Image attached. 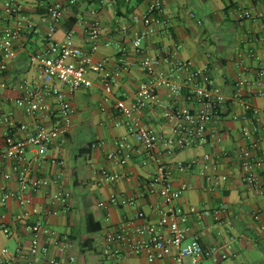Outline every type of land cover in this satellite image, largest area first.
Segmentation results:
<instances>
[{
    "label": "crops",
    "instance_id": "crops-1",
    "mask_svg": "<svg viewBox=\"0 0 264 264\" xmlns=\"http://www.w3.org/2000/svg\"><path fill=\"white\" fill-rule=\"evenodd\" d=\"M162 16L167 24L155 34L143 40V53L135 51L132 39L144 30L143 19L153 0H79L75 6L67 0H0V26L20 27V36L15 42L18 53L17 63L11 64L0 82V101L5 111L12 114L18 124L33 129L37 121L52 126V121L39 115H26L15 106L14 100L19 92L16 88L21 81L40 82L38 64H30L33 55L44 52L48 47V34L54 28L52 39L63 42L70 35L75 44L83 51L90 50L86 42L89 25L96 21L100 26V45L93 55L95 62L115 70L124 59L128 65L122 70L112 93H106L99 82L91 89H81L70 97L74 113L71 117L72 128L66 137L46 150L38 160L27 152L32 160L34 175L40 178L58 179V185L51 191L62 189L72 194V208L58 215L39 214L32 216L30 222L41 221L55 230L60 236L67 237L72 248L61 251L53 243L47 245L46 257L56 259L59 264H67L68 256L75 257V264H110L101 257L100 239L118 228L121 224L134 220L142 212L147 222L158 224V210L163 208L159 196L149 195L145 189L156 170L154 163L140 164L144 159L135 150L125 164L116 165L107 155L117 149V143L126 140L134 149L133 135L126 124L116 125L122 120L119 105L130 107L140 85L146 80L141 67L145 54L160 60L159 70L171 72L175 61H193L199 68L209 67L213 86L220 94L229 98L234 91L239 75L254 77L258 67L264 68V3L258 0H161ZM17 3L20 11L9 15L5 4ZM53 2L64 5L61 21L54 22L48 15V6ZM250 9L254 18L240 21L237 10ZM127 27L126 33L119 31ZM34 29V31L32 30ZM177 50L174 52V47ZM174 52V57H170ZM94 78V75H91ZM259 110L264 119V97L256 96L250 89L242 91ZM162 108H147L138 111V121L164 138L174 136L177 121L164 117L170 103L176 108L190 107L186 98L170 100L167 90L159 89ZM209 130L212 134L207 143L177 151L172 156H164L163 161L172 172L175 188L190 184L191 189L174 198L175 208L186 214L184 224L188 240L198 238L206 247L220 248L228 255L225 260H207L202 264H264V225L255 220L254 213H264V196L243 182V173L237 154L241 149H251L252 140L264 137V126L252 133L254 120L237 103L227 101L218 111ZM235 113L238 118L232 119ZM0 129H2L0 127ZM251 139H246L247 133ZM23 134L14 131L12 140ZM220 140L217 141L215 138ZM264 139V138H263ZM9 142L0 138V154ZM254 150V149H253ZM253 152V151H252ZM210 155L211 161L204 156ZM256 172L264 177V140L253 152ZM195 161L188 171H180L178 163ZM15 163L4 161L1 172H9L13 179L4 181L0 173V196L3 188L17 189ZM107 170L110 174L123 177L119 182L102 180L97 172ZM225 176L227 180L216 183L215 177ZM130 177L129 180H126ZM211 177L210 181L207 178ZM211 186L212 191L205 187ZM112 195L134 198V205L98 207L99 202L107 203ZM33 205L39 209L50 206L49 192L40 189L33 195ZM225 209L220 213V205ZM20 207L15 200L3 205L0 201V225L3 223L10 234L0 229V247L14 254L17 248L27 252L31 235L25 226L15 221ZM90 222H87V216ZM217 218V219H216ZM136 220L134 227L143 224ZM100 226V230H92ZM133 230V229H132ZM164 236H169L166 228H158ZM136 239H145L134 231ZM37 264H46L47 258ZM117 264H147L146 257L128 255L120 258ZM155 264H173L172 259L164 258Z\"/></svg>",
    "mask_w": 264,
    "mask_h": 264
},
{
    "label": "built area",
    "instance_id": "built-area-1",
    "mask_svg": "<svg viewBox=\"0 0 264 264\" xmlns=\"http://www.w3.org/2000/svg\"><path fill=\"white\" fill-rule=\"evenodd\" d=\"M79 0H67L71 6H75ZM263 2L264 0H258ZM162 1L153 0L147 8L143 24L144 30L134 35L132 46L135 51L143 53V40L159 31L167 24L162 16ZM5 11L9 15H17L20 7L17 3L8 2L5 4ZM48 15L54 22H59L64 15V5L53 2L48 6ZM237 17L240 21L251 20L254 14L250 9L241 8L237 10ZM34 31V29H32ZM21 28L0 26V82L11 64L17 63L18 53L15 42L20 36ZM127 27L119 31L124 34ZM54 28L51 27L48 34V47L44 52L33 55L30 64H38L40 69V82L21 81L16 88L19 92L14 100L16 107L26 115H39L48 121L52 126L47 127L37 121L33 129L25 124H18L12 114L5 111L0 101V138L9 142L7 149L0 154V173L4 181L9 182L13 175L9 172H1L2 163L11 161L15 163L17 171V189L3 188L0 201L6 205L9 201H17L20 212L15 215V221L21 223L29 231L31 238L27 252L17 248L14 254L9 250L0 247V264H37L48 254L47 245L55 244L61 251L72 248V243L67 237H62L55 230L51 229L41 221L30 222L32 216L39 214L58 215L61 211L69 212L72 208V194L68 191L58 189L51 191L53 186L58 185V179L40 178L34 175L32 160L26 157L27 152L38 160L49 148L56 145L62 138L66 137L72 128V115L74 109L71 102V95L81 89H91L97 81L101 84L106 93H112L114 86L121 75L122 70H127L128 65L124 59L120 60L121 66L115 70L107 68L104 62H95L93 55L98 51L100 45V26L98 22H92L86 32V42L90 47L85 52L75 44L72 36L68 35L61 43L52 39ZM177 47H174V52ZM170 52V57H174ZM160 60L156 57L145 54L141 61V67L146 74V80L140 85L135 94L134 102L130 107L120 104L118 109L122 120L116 125L126 124L133 135L134 147L126 140L117 143V149L107 155V159L116 165L125 164L131 158V152L136 151L144 156L140 162L146 166L154 163L156 170L150 180L145 183L147 194L159 196L163 208L158 210V224L147 222L145 215L139 212L134 220L121 224L118 228L105 233L100 239L101 257L110 264H117L120 258L128 255H144L147 264H155L164 258L172 259L173 264H202L204 261L225 260L228 255L220 248L206 247L198 238L188 240L184 224L187 221L186 214L173 205L174 198L181 196L185 191L192 188L190 184H182L175 188L172 182V172L163 161L164 156H172L177 151L196 147L207 143L208 137L212 134L210 125L218 115V110L224 107L227 101L239 103L245 112H248L254 120L252 133H257L259 127L264 126V119L259 116V110L252 105L248 99L243 98L242 91L250 89L256 96L264 97V68L258 67L254 77L239 75L236 80L234 91L229 98L220 94L213 86L212 74L209 67H196L191 60L175 61L172 63L171 72L159 70ZM91 75L95 77L92 78ZM167 90V97L175 100L183 97L190 103V107L176 108L170 103L164 111V117L174 119L177 125L174 128V136L169 138L161 137L144 124L140 123L135 114L147 108H162V100L159 89ZM238 116L233 113L232 119ZM14 131L23 134L21 138L13 139ZM251 132L246 134V139H251ZM260 140H252L251 149H241L237 158L242 169L243 182L264 196V177L256 172L253 152L257 149ZM215 140L219 141L218 137ZM254 149V150H253ZM253 151V152H252ZM210 155H205V161H211ZM195 161L178 163L180 171H188ZM102 180L119 182L123 177L110 174L105 169L97 172ZM127 177L126 180H129ZM211 177L207 178L210 181ZM227 180L225 176L215 177L216 183ZM206 189L212 191L208 185ZM49 192L50 206L39 209L33 205L32 195L40 190ZM134 205V198L112 195L107 203L99 202L101 209L106 206ZM225 209L220 205L216 213ZM264 218V213L257 211L254 219L259 221ZM217 219V218H216ZM136 220H143L139 227H134ZM166 228L169 236L164 237L158 228ZM0 229L10 234L7 227L2 223ZM133 229V230H132ZM264 230V225L261 227ZM134 231L145 239H136ZM46 264H59L54 258L46 257ZM75 257L68 256L67 264H75Z\"/></svg>",
    "mask_w": 264,
    "mask_h": 264
},
{
    "label": "trees",
    "instance_id": "trees-1",
    "mask_svg": "<svg viewBox=\"0 0 264 264\" xmlns=\"http://www.w3.org/2000/svg\"><path fill=\"white\" fill-rule=\"evenodd\" d=\"M90 219H91V217L88 215L87 216V222L88 223L90 222ZM95 230H100V226L99 225H96V227L92 230V232H94Z\"/></svg>",
    "mask_w": 264,
    "mask_h": 264
}]
</instances>
